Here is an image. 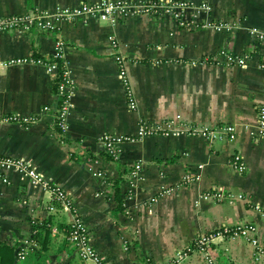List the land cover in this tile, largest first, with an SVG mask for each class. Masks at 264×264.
<instances>
[{"label":"crops","instance_id":"obj_1","mask_svg":"<svg viewBox=\"0 0 264 264\" xmlns=\"http://www.w3.org/2000/svg\"><path fill=\"white\" fill-rule=\"evenodd\" d=\"M84 1L98 0H0V17L31 15L0 30V155L28 160L44 179L0 167V245L13 264L27 243L25 262L51 251L46 264H69L71 247L53 251L74 215L103 264H264V0H155L154 11L113 20L75 11ZM142 125L157 130L139 135ZM109 134L133 138L113 154ZM238 223L254 231L195 247L201 232Z\"/></svg>","mask_w":264,"mask_h":264},{"label":"built area","instance_id":"obj_2","mask_svg":"<svg viewBox=\"0 0 264 264\" xmlns=\"http://www.w3.org/2000/svg\"><path fill=\"white\" fill-rule=\"evenodd\" d=\"M159 5L158 1L155 0H98V1H84L82 2L79 7L76 8L75 11L80 12L83 16H94L102 19H110L113 20L119 16H125L130 13H138L142 11H149L155 10ZM39 16L37 17V19ZM31 22V15L28 13H21V14H12L6 17H0V30L5 28H15V27H22L27 26ZM54 24L50 20H45L41 26H48L52 27ZM56 55H59L56 52ZM26 60V58H17L15 61ZM120 72L124 75V67H120ZM56 83H57V90L58 94L61 97L57 107L55 108V120L59 127H65V113L68 105V99L70 96V79L66 73V69H61L56 74ZM128 102L129 105L134 107L135 102L134 98L132 97L131 93L128 91ZM49 108L48 105L44 106V109ZM260 119H264V108L261 109L259 113ZM9 118H18L16 115H12ZM23 120H32L34 119V115H24L22 117ZM228 131H232V126L227 125L225 127ZM156 126H146L142 125L138 131L139 135L153 133L156 132ZM133 135H105L104 141L108 151L115 154L117 153L116 146L117 142L124 139H132ZM233 162L241 169L244 168V163L240 159V155L235 154L233 156ZM13 165L19 170L28 173L32 179L36 181H44L43 175L40 171L36 170L28 160H25L21 157H13L8 155H0V167ZM134 172V171H132ZM191 176L187 175V179H190ZM52 191L56 195V197L65 204V206L70 207V200L67 195L58 187L53 186L51 187ZM213 196H219V193H213ZM254 231V226L250 223H238L236 225H223L221 228L208 231V232H201L198 234L194 239V245L199 250L207 252L209 249L210 242L217 237H221L223 235H237V234H244L247 235L249 232ZM65 237L67 240L74 241V247L78 250V256L82 260L80 264H87L86 258L90 257L95 261L96 264H101V261L98 255L95 253L94 249L92 248L91 244L89 243V232L88 228L85 224L81 221V219L74 215L69 225L65 229ZM69 242V241H68ZM26 241H24V244ZM29 247V243L25 245H21L18 248L17 256L18 258H22ZM191 248L188 246V249ZM186 254V251H182L178 254L176 259L182 257V255ZM212 263L210 257H208Z\"/></svg>","mask_w":264,"mask_h":264},{"label":"rangeland","instance_id":"obj_3","mask_svg":"<svg viewBox=\"0 0 264 264\" xmlns=\"http://www.w3.org/2000/svg\"><path fill=\"white\" fill-rule=\"evenodd\" d=\"M51 232H52V238L53 237H55V235H57V233L59 232V230H58V228H57V226L56 225H52L51 226ZM63 237H65V234L64 235H62V237L60 238V240L57 242V244H56V246L58 245V246H60V249L58 248L57 250L55 249L53 252H57L58 250L59 251H61V250H64L65 249V246H66V244H67V246L68 247H71V248H69V249H71L72 251H74V254H75V256L76 257H74V259H72L70 262H68L69 264H80V262L82 263V260L80 259V257L78 256V250L76 249V246L74 247L73 245L75 244L74 243V241H72V240H67L66 239V237L64 238V241L63 240H61V239H63ZM54 239V238H53ZM60 241H61V243H60ZM64 243H63V242ZM69 241V242H68ZM59 244H61V245H59ZM63 247V248H62ZM29 248H27V250H26V252H25V254H24V256L22 257V258H18V261L19 260H22V261H20L18 264H30V263H27V262H25L26 261V258H27V256H28V250ZM18 251V250H17ZM58 251V252H59ZM47 252V253H46ZM44 251V254H43V256L42 257H40L39 259H40V262H39V264H46V262H48V261H50L51 262V260H50V258L48 259V256H47V254H49V252H51V251ZM61 254V253H60ZM59 254V255H60ZM61 255H63V254H61ZM60 255V256H61ZM60 256L56 259L57 260V263H63L62 261L63 260H61V258H60ZM50 257V256H49ZM55 257V256H54ZM63 259H66V258H64L63 257ZM65 261V260H64ZM86 263L87 264H96L95 263V261L93 260V259H91L90 257H87L86 258ZM101 264H103L102 262H101Z\"/></svg>","mask_w":264,"mask_h":264},{"label":"trees","instance_id":"obj_4","mask_svg":"<svg viewBox=\"0 0 264 264\" xmlns=\"http://www.w3.org/2000/svg\"><path fill=\"white\" fill-rule=\"evenodd\" d=\"M61 99V97H59ZM116 199H117V205L116 209L120 207L121 205V198L119 196V188L116 187ZM115 209V210H116ZM44 242V241H43ZM38 258H36L35 264H39L40 257L43 256L41 252H37ZM0 262L4 264H13V254H12V247L7 245H0Z\"/></svg>","mask_w":264,"mask_h":264}]
</instances>
